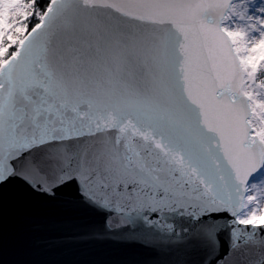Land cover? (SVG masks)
I'll return each mask as SVG.
<instances>
[{
  "label": "snow or ice",
  "instance_id": "1",
  "mask_svg": "<svg viewBox=\"0 0 264 264\" xmlns=\"http://www.w3.org/2000/svg\"><path fill=\"white\" fill-rule=\"evenodd\" d=\"M0 264H264V0H0Z\"/></svg>",
  "mask_w": 264,
  "mask_h": 264
}]
</instances>
